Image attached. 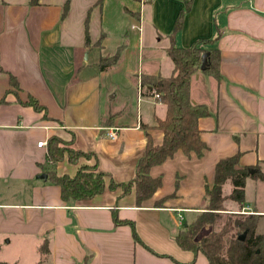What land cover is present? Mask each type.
I'll use <instances>...</instances> for the list:
<instances>
[{
	"label": "crops",
	"instance_id": "obj_1",
	"mask_svg": "<svg viewBox=\"0 0 264 264\" xmlns=\"http://www.w3.org/2000/svg\"><path fill=\"white\" fill-rule=\"evenodd\" d=\"M98 1L0 0V264H207L174 238L184 226L181 213L197 216L205 207L216 163L235 154L239 167L261 173L246 180L240 213L257 215L256 233H264L255 189L264 183V0H189L174 45L213 41L203 48L219 51V79L200 69L190 78L191 104L209 111L198 120L200 156L178 151L152 167L162 185L141 207L133 190L120 196V188L61 201L42 168L52 135L73 136L74 149L95 155L77 164L64 158L58 175L97 163L106 185L133 178L147 134L155 145L162 140L155 120L165 107L141 88L140 77L173 74L166 49L185 0ZM119 48L117 64L100 70V59ZM27 95L45 107L47 119L22 104ZM225 206L239 211L233 202ZM124 222L133 223L141 243Z\"/></svg>",
	"mask_w": 264,
	"mask_h": 264
},
{
	"label": "trees",
	"instance_id": "obj_2",
	"mask_svg": "<svg viewBox=\"0 0 264 264\" xmlns=\"http://www.w3.org/2000/svg\"><path fill=\"white\" fill-rule=\"evenodd\" d=\"M102 0L98 2L101 4ZM36 5L37 0H30ZM185 6L178 13L170 35V46L166 49L167 56L173 64V74L169 77L160 75H145L140 77V86L165 107L163 119L155 120V128L162 134L159 145H155L151 137L146 135V145L143 156L138 160L133 178L126 183H115L112 179L106 185L107 175L98 169L97 163L92 166L80 165L73 176L58 175L56 166L67 159L71 164H77L82 158L91 159L95 155L91 152H82L74 149L73 136L64 141L52 135L46 142L44 172L50 184L57 186L60 199L64 203L90 199L100 195L107 188L121 189L125 196L132 190L135 195V204L141 207L150 200L161 187V177H151L150 169L164 163L176 152L185 156L194 154L200 156L205 149L200 140L198 120L209 115L205 105H193L190 102V78L199 70L201 55L208 53L207 66L204 71L215 79H219V51L211 49L206 52L203 46L213 41L199 40L189 48H180L174 45V37L182 28L185 12L189 11L190 1L185 0ZM67 6L64 8V13ZM62 13V16L64 15ZM88 45V40H86ZM121 48L107 58H101L98 67L106 70L117 64ZM9 85L19 90L18 83L13 76H9ZM25 106L35 112L42 113L47 119L46 109L31 95H27ZM239 154L219 160L214 168V178L211 187L205 186L206 205L195 220L182 226L174 240L180 249L190 251L194 255L201 253L207 264H264V233H256L258 216L240 213L245 205V184L248 178H261V173L255 167H239ZM251 171V172H250ZM229 183L231 190L228 195L223 194V186ZM168 197L154 202L155 207H162ZM233 202L238 206L237 213L228 212L225 203ZM115 224L122 223L112 215ZM131 228L134 242H140L132 222H124ZM244 235V238H239Z\"/></svg>",
	"mask_w": 264,
	"mask_h": 264
},
{
	"label": "rangeland",
	"instance_id": "obj_3",
	"mask_svg": "<svg viewBox=\"0 0 264 264\" xmlns=\"http://www.w3.org/2000/svg\"><path fill=\"white\" fill-rule=\"evenodd\" d=\"M255 189L258 191V199L260 200V206L264 209V183L263 184L258 183ZM230 190H231V185L228 183L224 188V194H227ZM193 216L194 215L190 213H181L182 225H187L191 223L193 220H195L196 215L194 217Z\"/></svg>",
	"mask_w": 264,
	"mask_h": 264
},
{
	"label": "water",
	"instance_id": "obj_4",
	"mask_svg": "<svg viewBox=\"0 0 264 264\" xmlns=\"http://www.w3.org/2000/svg\"><path fill=\"white\" fill-rule=\"evenodd\" d=\"M207 57H208V53H203L201 55V65L199 67V69L201 71H204V70H206L208 68V66H207ZM42 177L46 178V175L43 174ZM243 238H244V235H242L239 239L242 240Z\"/></svg>",
	"mask_w": 264,
	"mask_h": 264
},
{
	"label": "built area",
	"instance_id": "obj_5",
	"mask_svg": "<svg viewBox=\"0 0 264 264\" xmlns=\"http://www.w3.org/2000/svg\"><path fill=\"white\" fill-rule=\"evenodd\" d=\"M154 98L157 99L158 96H157V95H154ZM106 135H107V137H108L109 139H112V140L115 139V137H116V133H115V131H110V130H109V131L107 132ZM37 146H38V147L45 146V143H44V142H39V143H37Z\"/></svg>",
	"mask_w": 264,
	"mask_h": 264
}]
</instances>
